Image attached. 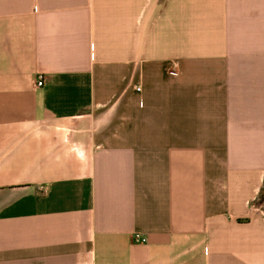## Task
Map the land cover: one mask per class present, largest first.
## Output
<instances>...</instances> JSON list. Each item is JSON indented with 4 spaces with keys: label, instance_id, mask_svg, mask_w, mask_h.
Here are the masks:
<instances>
[{
    "label": "crops",
    "instance_id": "crops-1",
    "mask_svg": "<svg viewBox=\"0 0 264 264\" xmlns=\"http://www.w3.org/2000/svg\"><path fill=\"white\" fill-rule=\"evenodd\" d=\"M0 264H264V0H0Z\"/></svg>",
    "mask_w": 264,
    "mask_h": 264
},
{
    "label": "built area",
    "instance_id": "built-area-1",
    "mask_svg": "<svg viewBox=\"0 0 264 264\" xmlns=\"http://www.w3.org/2000/svg\"><path fill=\"white\" fill-rule=\"evenodd\" d=\"M170 73L172 75H178V71L176 69L171 70ZM43 83H44V78H43L42 75H39L37 77L36 85L37 86H42ZM136 89H137L138 92L142 91V88L140 86H138ZM133 240L136 241V242H146L147 238L144 237L143 235H141L140 233H134L133 234Z\"/></svg>",
    "mask_w": 264,
    "mask_h": 264
}]
</instances>
